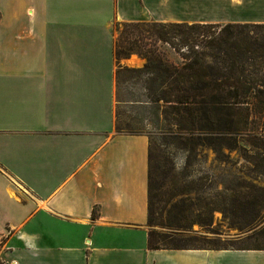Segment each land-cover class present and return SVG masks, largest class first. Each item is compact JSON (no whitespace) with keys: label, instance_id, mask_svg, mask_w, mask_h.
Listing matches in <instances>:
<instances>
[{"label":"crops","instance_id":"crops-1","mask_svg":"<svg viewBox=\"0 0 264 264\" xmlns=\"http://www.w3.org/2000/svg\"><path fill=\"white\" fill-rule=\"evenodd\" d=\"M117 21L264 23V0H0V264H264L148 247L149 137L116 129Z\"/></svg>","mask_w":264,"mask_h":264},{"label":"trees","instance_id":"trees-1","mask_svg":"<svg viewBox=\"0 0 264 264\" xmlns=\"http://www.w3.org/2000/svg\"><path fill=\"white\" fill-rule=\"evenodd\" d=\"M122 25L114 50L117 62L132 53L144 57L146 62L143 67L120 64L119 69L144 77L145 101L155 105L156 110L161 108L169 126L168 130L162 129L178 138L187 150L195 151L198 144H221L223 140L202 133L243 128L245 123L238 111L245 110L248 118L251 104L260 113L259 117L264 118V89L254 85L258 81L254 74L264 67V23L125 21ZM171 51L180 59H171ZM126 132L144 133V129L133 127ZM152 161L149 141L148 224H153L155 206L161 201L170 204L168 211L178 220L177 225L188 229L196 218L202 225L211 224L217 209L230 210L236 215L241 212L244 218L241 228L263 222L264 201L256 194L251 197L253 192L225 196L218 204L200 197L194 202L190 195L191 182H187L164 198L162 189L155 185ZM263 165L264 155L256 161V169ZM163 174L166 177L169 173L164 170ZM161 240L158 230H148L149 248L231 247L163 245Z\"/></svg>","mask_w":264,"mask_h":264},{"label":"rangeland","instance_id":"rangeland-1","mask_svg":"<svg viewBox=\"0 0 264 264\" xmlns=\"http://www.w3.org/2000/svg\"><path fill=\"white\" fill-rule=\"evenodd\" d=\"M122 24L117 21L114 25L116 39ZM169 54L171 59H180L173 51ZM127 58L122 57L117 62V70ZM254 77L258 80L254 85L264 89V67ZM116 81V129L122 132L133 127L144 129L152 146L155 185L162 189L164 198L168 197L170 191L181 189L191 182L193 189L190 195L194 202L200 197L218 204L223 202L225 196L229 198L249 192H253L251 197L256 194L264 201V165L256 169V161L264 155V118L259 117L260 113L254 105H250L248 118L245 117V110L238 111V116L245 123L243 128L228 132H203V136L223 142L198 144L192 152L178 138L172 137L169 131L163 130L169 129L168 122L161 108L156 110L155 105L145 101L142 88L144 77L119 69V72L116 71ZM164 170L169 173L166 177ZM169 207L170 204L159 202L154 209L153 224L147 225L148 230L156 229L162 234L160 242L163 245L264 246V220L255 227L241 228L244 225L241 212L236 215L230 210L224 212L217 209L214 210L211 224L202 225L196 218L188 229L177 225L178 220L168 211ZM261 213L264 214V205Z\"/></svg>","mask_w":264,"mask_h":264}]
</instances>
